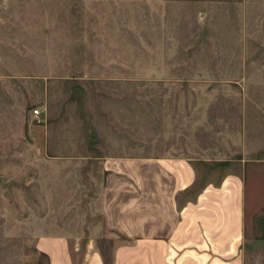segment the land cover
Listing matches in <instances>:
<instances>
[{
	"label": "rangeland",
	"instance_id": "1",
	"mask_svg": "<svg viewBox=\"0 0 264 264\" xmlns=\"http://www.w3.org/2000/svg\"><path fill=\"white\" fill-rule=\"evenodd\" d=\"M239 1L0 0L2 22L10 21L3 29L23 41L19 57L14 52L18 65L26 66L31 48L43 51L46 22L52 84L64 88L45 103L43 86H0V264H47L33 245L46 221L76 213L91 221L96 172L76 170L90 166L91 157L76 154L72 136L81 149L100 146L115 150L117 162H131L128 189L113 193L129 195L135 214L147 145L141 136L148 130V146L157 142L161 101H179L184 137L189 100L218 98L220 86H262L264 0ZM63 130L71 137L69 154L61 156L45 139ZM245 197L241 264H264V165L247 173ZM103 246L107 259L108 242Z\"/></svg>",
	"mask_w": 264,
	"mask_h": 264
},
{
	"label": "crops",
	"instance_id": "2",
	"mask_svg": "<svg viewBox=\"0 0 264 264\" xmlns=\"http://www.w3.org/2000/svg\"><path fill=\"white\" fill-rule=\"evenodd\" d=\"M1 18L0 86H43L42 101L51 103L56 99L52 90L64 88L52 84L46 22L42 23L43 51L38 54L31 48V58L21 66L14 52L19 57L23 41L3 29L10 21L2 22ZM29 70L31 81L27 79ZM261 84L220 86L218 98L213 99L210 93L199 104L189 100L184 137L179 134V101H161L156 119L157 142L148 146V130H143L141 136L147 145L139 158L135 214L129 195L113 193L115 188L128 189L126 183L131 182L125 178L131 176V162H117L113 159L115 150L106 152L100 146L81 149L78 135L72 136L76 154L91 157L90 166H77L76 170L96 172L92 175L93 212L89 222L80 219L78 213L70 220L60 218L59 223L45 222V231L34 236L33 245L47 264H241L245 178L249 171L261 170L264 165ZM233 90L236 96L229 98L228 91ZM69 137L63 130L54 138L48 134L45 141L63 156L69 154ZM53 139L58 141L54 143ZM115 171L122 173L116 177ZM104 172L107 178L100 179ZM105 186L110 195L105 193ZM75 201L84 199L77 196ZM104 241L108 242L107 259L102 253Z\"/></svg>",
	"mask_w": 264,
	"mask_h": 264
},
{
	"label": "built area",
	"instance_id": "3",
	"mask_svg": "<svg viewBox=\"0 0 264 264\" xmlns=\"http://www.w3.org/2000/svg\"><path fill=\"white\" fill-rule=\"evenodd\" d=\"M32 112L33 113H37V109L36 108H32Z\"/></svg>",
	"mask_w": 264,
	"mask_h": 264
}]
</instances>
